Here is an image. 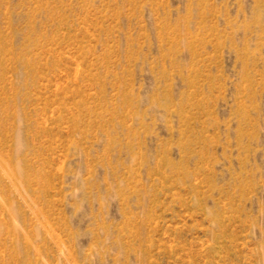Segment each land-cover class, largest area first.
<instances>
[{
    "label": "rangeland",
    "instance_id": "obj_1",
    "mask_svg": "<svg viewBox=\"0 0 264 264\" xmlns=\"http://www.w3.org/2000/svg\"><path fill=\"white\" fill-rule=\"evenodd\" d=\"M0 264H264V0H0Z\"/></svg>",
    "mask_w": 264,
    "mask_h": 264
}]
</instances>
